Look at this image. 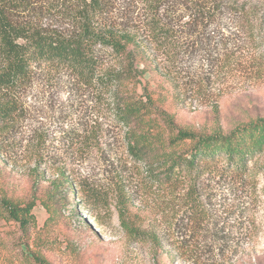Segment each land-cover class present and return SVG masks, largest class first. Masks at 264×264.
Masks as SVG:
<instances>
[{
	"label": "trees",
	"instance_id": "16d2710c",
	"mask_svg": "<svg viewBox=\"0 0 264 264\" xmlns=\"http://www.w3.org/2000/svg\"><path fill=\"white\" fill-rule=\"evenodd\" d=\"M36 1L0 0V122L18 120L23 111L18 91L31 81L36 66L67 69L88 92V118L58 139L76 151L96 146L114 172L112 190L88 184L80 197L69 168L47 150L48 135H35L28 144L33 165L29 177L37 186L50 173L44 205L57 198L68 203L66 192L71 189L72 211L86 215L85 225L101 232L113 199L124 246H137L152 264H161L163 256L189 264H234L242 238L252 232L237 235L217 229L208 234L202 225L210 224L214 213L201 189L205 178L251 182L256 167L251 162L264 152V116L227 133L182 127L166 107L173 88L157 92L147 76L169 79L168 69L183 48L187 52L192 44L209 42L212 53L227 44V57L218 62L250 68L263 77L264 0H141L145 13L135 31L101 22L103 0H58L74 5L82 19L73 34L28 27L11 16ZM224 27L239 32L225 35L220 31ZM103 116L111 123L102 121ZM35 206L34 197L22 202L0 195V219L18 225L24 260L49 264L41 249L30 247L33 235L37 246L46 247ZM220 242L223 246L216 248ZM71 245L77 249L79 244Z\"/></svg>",
	"mask_w": 264,
	"mask_h": 264
},
{
	"label": "rangeland",
	"instance_id": "374dc122",
	"mask_svg": "<svg viewBox=\"0 0 264 264\" xmlns=\"http://www.w3.org/2000/svg\"><path fill=\"white\" fill-rule=\"evenodd\" d=\"M103 3L101 22L132 31L142 25L145 9L141 0H103ZM12 15L19 24L51 33L73 34L82 25L74 5L58 0H39L29 9L20 7L14 10ZM212 30L216 35L220 34L216 28L211 27ZM220 31L225 35L239 32L228 27ZM239 34L244 38L243 31ZM208 44H192L186 48L187 52L183 48L180 59L168 69L171 79L149 74L150 87L157 92L173 88V93H168L170 103L166 107L175 113L180 126L192 130L227 133L243 123L263 117L264 76L250 73V68L234 64L227 67L222 61L218 62L217 58L227 57V44L218 45L217 54L210 51L211 45ZM32 76L31 81L18 91L23 106L18 120L14 124L0 122V195L22 202L35 198L33 212L38 228L43 229L41 239L49 249L36 245V235H33L30 247L36 252L41 249L49 264H152L153 260L137 246H124L113 199L110 219L105 221L101 232L85 225L86 215L72 211L71 189L66 192L68 203L57 198L49 202V207L44 205L50 173L37 186L29 177L33 165L28 144L35 135H48L47 150L58 154L69 168L79 183L80 197H84V186L88 184L104 192L112 190L114 172L105 154L96 146L76 151L58 139L69 127L82 126L88 118L84 111L88 92L84 87L67 69L60 67L38 65ZM101 120L111 123L105 116ZM251 165L256 166L251 182L205 178L201 189L206 207L214 213L210 216V224L202 225L210 230L208 234H215L217 229L233 230L237 235L252 232L242 238L241 252L234 264H264V152ZM221 234L225 235L222 231ZM20 236L17 224L0 219V264H36L23 259ZM71 242L79 244L77 249ZM224 245L229 246V243ZM214 246L222 247L223 242ZM161 264L189 263L173 262L170 257L163 256Z\"/></svg>",
	"mask_w": 264,
	"mask_h": 264
}]
</instances>
